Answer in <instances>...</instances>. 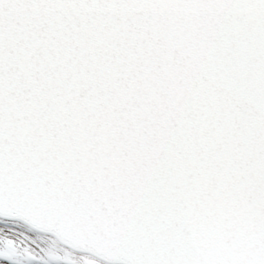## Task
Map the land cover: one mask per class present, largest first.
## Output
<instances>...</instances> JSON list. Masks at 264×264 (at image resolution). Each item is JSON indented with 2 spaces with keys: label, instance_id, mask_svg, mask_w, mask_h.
Listing matches in <instances>:
<instances>
[{
  "label": "snow or ice",
  "instance_id": "obj_1",
  "mask_svg": "<svg viewBox=\"0 0 264 264\" xmlns=\"http://www.w3.org/2000/svg\"><path fill=\"white\" fill-rule=\"evenodd\" d=\"M0 264H264V0H0Z\"/></svg>",
  "mask_w": 264,
  "mask_h": 264
}]
</instances>
